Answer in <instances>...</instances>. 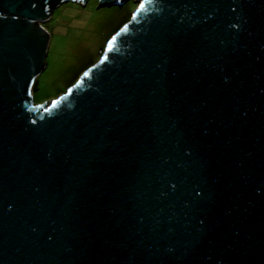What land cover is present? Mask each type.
Returning <instances> with one entry per match:
<instances>
[{
  "label": "water",
  "instance_id": "obj_1",
  "mask_svg": "<svg viewBox=\"0 0 264 264\" xmlns=\"http://www.w3.org/2000/svg\"><path fill=\"white\" fill-rule=\"evenodd\" d=\"M75 1L0 0V264H264V0H151L37 104Z\"/></svg>",
  "mask_w": 264,
  "mask_h": 264
},
{
  "label": "rangeland",
  "instance_id": "obj_2",
  "mask_svg": "<svg viewBox=\"0 0 264 264\" xmlns=\"http://www.w3.org/2000/svg\"><path fill=\"white\" fill-rule=\"evenodd\" d=\"M141 2L100 8L99 0L86 5L75 1L56 8L45 23L53 28V36L46 69L37 79L36 103L50 106L73 88V82L101 60L108 41L131 21Z\"/></svg>",
  "mask_w": 264,
  "mask_h": 264
},
{
  "label": "snow or ice",
  "instance_id": "obj_3",
  "mask_svg": "<svg viewBox=\"0 0 264 264\" xmlns=\"http://www.w3.org/2000/svg\"><path fill=\"white\" fill-rule=\"evenodd\" d=\"M151 0H142L141 3H139V6L136 8V11L132 14L131 20H135L137 18V14L144 10L145 4L150 3ZM128 30V24H125L121 29L120 32H117L115 35L111 37V39L108 41V47L106 49L107 52L112 51V47L115 44L117 37L120 35L121 32H126ZM107 59V56L101 57V63H103ZM85 76L88 75V72L84 73ZM70 91V90H69ZM59 103L58 101L53 102L54 106Z\"/></svg>",
  "mask_w": 264,
  "mask_h": 264
}]
</instances>
